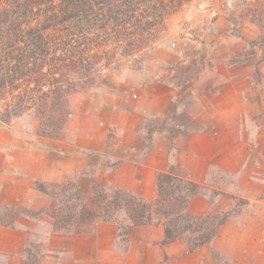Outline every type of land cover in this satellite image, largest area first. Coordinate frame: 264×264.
<instances>
[{
    "label": "crops",
    "instance_id": "crops-1",
    "mask_svg": "<svg viewBox=\"0 0 264 264\" xmlns=\"http://www.w3.org/2000/svg\"><path fill=\"white\" fill-rule=\"evenodd\" d=\"M177 73L181 82L153 72L135 86L118 83L72 94L62 139L39 135L36 122L29 127L21 117L0 124V213L6 206L47 209L54 199L51 193L68 181L84 191L99 183L154 199L158 174L171 169L229 192L214 181L245 170L239 161L245 152L240 143H252L255 134L260 139V127L252 121L261 101L260 86L254 88L251 70ZM149 119L163 126L151 132L150 140ZM246 125L251 130L242 139ZM111 129L116 130L113 139ZM253 148L249 146L248 155ZM223 196L198 192L189 210L200 216L229 210L232 203ZM238 217L224 223L209 243L192 249L185 238L166 241L158 218L130 225L122 246L115 222L99 220L65 233L53 231L54 220L45 212L20 214L13 226L0 224V264H35L23 252L30 242H42L40 264H261L260 250L229 245L238 244L235 239L243 234L232 229Z\"/></svg>",
    "mask_w": 264,
    "mask_h": 264
},
{
    "label": "trees",
    "instance_id": "trees-1",
    "mask_svg": "<svg viewBox=\"0 0 264 264\" xmlns=\"http://www.w3.org/2000/svg\"><path fill=\"white\" fill-rule=\"evenodd\" d=\"M189 1L0 0V123L33 112L39 134L62 139L70 96L98 83L114 87L106 67L119 56L141 70L145 50L158 40L168 17ZM259 30L264 34V28ZM154 129H148V140ZM204 187L173 169L158 174L157 197L149 200L99 183L84 191L69 181L51 193L48 209L3 207L0 224L13 226L20 214L42 212L53 218L55 232L82 231L99 220L115 222L125 245L130 225L158 218L166 241L185 238L193 249L209 243L229 219L228 212L200 216L189 210L192 197ZM33 247L26 245L23 252L40 264L42 254Z\"/></svg>",
    "mask_w": 264,
    "mask_h": 264
},
{
    "label": "rangeland",
    "instance_id": "rangeland-1",
    "mask_svg": "<svg viewBox=\"0 0 264 264\" xmlns=\"http://www.w3.org/2000/svg\"><path fill=\"white\" fill-rule=\"evenodd\" d=\"M259 28H264V0H190L168 17L158 40L145 50V61L141 70L132 69L128 59L119 56L106 67V71L115 86L118 83L135 86L143 77L152 75L153 72L160 75V78L169 75L170 78H175V82H181L182 79L177 77V72L181 69L194 72L204 69L222 71L228 68L251 70L254 88L260 86L262 94L259 107L252 117V121L260 127V139L257 140L255 134L252 143L241 141L240 144L245 151L239 158L245 166L242 173H229L226 176L227 180L214 181V184L221 188H228L229 192L224 193L208 186H205L202 192L210 197L224 195V201L232 203L229 210L213 212H228L227 222L239 216L232 222L234 225L232 229H238L243 234L235 239L238 244L232 241L229 245L240 247L243 245L246 251L260 250L263 255L261 264H264V34ZM257 40L258 43H251ZM172 72L173 75L170 74ZM96 86L106 85L98 83L93 87ZM78 103L80 102H77V105ZM69 109L71 113V105ZM19 117L26 119L25 125L29 127L31 122L35 121L39 134V121L33 112L14 116L8 123L0 124L10 125L12 120ZM245 119L248 123L249 118ZM169 121L167 119L165 122ZM161 123L147 120V131L153 125L155 129L160 128ZM250 130L251 127L246 125L241 138H248ZM115 134L116 130L111 129L109 138L113 139L112 136ZM249 146L254 147L252 155H248ZM61 189L62 187L60 191ZM232 189L235 193L230 192ZM119 217L123 223L127 222L124 213H120ZM28 245H36L33 247L34 253L38 255L39 250L43 256L42 242H30ZM120 245L123 246L124 243L120 242Z\"/></svg>",
    "mask_w": 264,
    "mask_h": 264
}]
</instances>
